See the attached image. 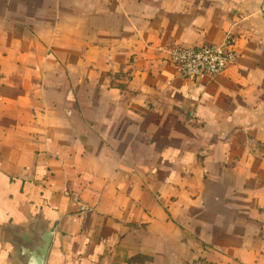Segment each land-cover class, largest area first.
Segmentation results:
<instances>
[{"label": "crops", "instance_id": "1", "mask_svg": "<svg viewBox=\"0 0 264 264\" xmlns=\"http://www.w3.org/2000/svg\"><path fill=\"white\" fill-rule=\"evenodd\" d=\"M56 222L46 264H264V0H0V264Z\"/></svg>", "mask_w": 264, "mask_h": 264}, {"label": "built area", "instance_id": "2", "mask_svg": "<svg viewBox=\"0 0 264 264\" xmlns=\"http://www.w3.org/2000/svg\"><path fill=\"white\" fill-rule=\"evenodd\" d=\"M234 39L227 37L222 44H205L201 47L177 46L170 49L169 57L179 69L181 76L195 80L214 77L236 63L238 54Z\"/></svg>", "mask_w": 264, "mask_h": 264}, {"label": "water", "instance_id": "3", "mask_svg": "<svg viewBox=\"0 0 264 264\" xmlns=\"http://www.w3.org/2000/svg\"><path fill=\"white\" fill-rule=\"evenodd\" d=\"M57 222L49 229L31 231L32 236L19 244L17 259L22 264H46Z\"/></svg>", "mask_w": 264, "mask_h": 264}]
</instances>
